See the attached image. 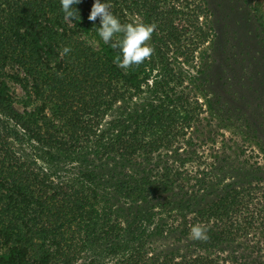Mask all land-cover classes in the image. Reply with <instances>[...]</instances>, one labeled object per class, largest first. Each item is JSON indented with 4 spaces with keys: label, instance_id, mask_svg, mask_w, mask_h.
I'll return each instance as SVG.
<instances>
[{
    "label": "trees",
    "instance_id": "1",
    "mask_svg": "<svg viewBox=\"0 0 264 264\" xmlns=\"http://www.w3.org/2000/svg\"><path fill=\"white\" fill-rule=\"evenodd\" d=\"M93 2L80 0V19L69 21L60 0H0V264H264V184L249 180L207 199L216 139L179 67L215 33L207 0H102L122 23L157 25L151 59L127 70L96 32L99 18L88 19ZM255 4L264 22V0ZM145 94L133 119L102 129L109 112ZM24 137L128 162L111 173L110 189L163 208L158 225L176 232L178 246L153 251L146 216L127 227L93 178L92 186L67 182L22 155L12 141ZM197 224L206 241L189 239Z\"/></svg>",
    "mask_w": 264,
    "mask_h": 264
},
{
    "label": "rangeland",
    "instance_id": "2",
    "mask_svg": "<svg viewBox=\"0 0 264 264\" xmlns=\"http://www.w3.org/2000/svg\"><path fill=\"white\" fill-rule=\"evenodd\" d=\"M207 2L215 33L198 48L191 62L180 63L179 67L192 76L205 107V123L212 125H206L205 132L216 139L211 157L216 159L204 177L212 192L207 198L210 200L230 185L249 180L264 184V22L255 10V0ZM149 98L145 94L120 104L106 116L102 129L112 127L115 118L133 119ZM12 143L22 155L36 159L48 172L67 182L92 186L87 178H93L102 204H109L127 227L146 216L145 237L153 251L169 252L178 246L176 232L161 231L158 225L166 219L163 208L150 207L152 201L125 199L110 189L111 173L126 169L128 162L94 159L89 146L65 152L26 137ZM87 262L84 258L79 264Z\"/></svg>",
    "mask_w": 264,
    "mask_h": 264
},
{
    "label": "clouds",
    "instance_id": "3",
    "mask_svg": "<svg viewBox=\"0 0 264 264\" xmlns=\"http://www.w3.org/2000/svg\"><path fill=\"white\" fill-rule=\"evenodd\" d=\"M80 0H60L61 10L64 18L69 21H78L80 16L74 5ZM111 4L94 0L88 19L95 22L99 18L100 26L96 32L105 44H109L118 54L114 56L113 62L121 69L138 67L145 60H150L155 49L150 45L153 33L157 25L153 23H122L111 11ZM71 18V19H70ZM75 26V25H74ZM71 52V48L65 46L63 54ZM189 239L206 241L207 228L202 225H194L190 229Z\"/></svg>",
    "mask_w": 264,
    "mask_h": 264
}]
</instances>
